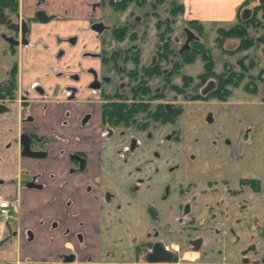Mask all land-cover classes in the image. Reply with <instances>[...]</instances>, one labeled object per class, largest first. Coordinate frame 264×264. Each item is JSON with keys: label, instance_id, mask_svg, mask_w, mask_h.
Here are the masks:
<instances>
[{"label": "rangeland", "instance_id": "obj_1", "mask_svg": "<svg viewBox=\"0 0 264 264\" xmlns=\"http://www.w3.org/2000/svg\"><path fill=\"white\" fill-rule=\"evenodd\" d=\"M152 1L146 0L142 5L131 2L125 7L114 8L106 2L103 4V0H47L46 10L56 15L47 24L50 29V49H54L55 35L76 34L82 49H94L113 56L122 71L107 69V74L113 78L112 88L116 87L119 91L125 89L127 84L137 83L131 70L134 65L131 61L122 60L121 52H125L130 45H136L140 53L139 68L156 62L167 71L183 50L193 46V40L189 39L188 34L191 32L211 54L216 75L233 69L245 76L238 87L228 86L229 95L220 98L214 95L218 87L216 77L199 85V75L204 72V61L200 57L193 63L182 65L172 75L173 87L170 84L163 87L161 75H149L147 84L151 87L150 91L153 93L158 90V95L153 96L155 100L151 107L162 102L171 107V113L164 121H160L159 118H149L141 111L137 121H147L142 133L134 131L135 124L129 127L118 125L112 128L113 138L104 141L98 183L101 200L106 192L111 198L101 213L103 251L101 255L97 253V260H117L120 253L129 257L134 253L135 245L148 237L154 238L155 233L161 235L164 228L172 230L168 242L178 241L179 224L174 219L176 209L169 205L172 199L166 201L170 196L166 200L160 199L164 185L168 183L171 190L180 185L195 191L199 196L193 205L195 220L191 225L181 226V244H186L188 236H203L206 241L205 251H214L202 256L208 264L220 260L227 263L240 261L242 252L255 244L257 249L243 257L251 263L264 264V81L261 80L264 78L263 12L260 10L255 15L254 22H244L242 17L245 19L253 15L254 5L257 4L251 2L241 12L242 16L233 23L203 24L198 21L201 24L199 27L191 23L195 19L187 15L185 7L180 13L172 12V6L174 8L182 4L180 0H165L156 6ZM31 4L33 1L23 0L25 11ZM135 20H138L136 27L132 24ZM158 20L168 21L171 27L166 36L176 56L170 57L169 61L158 62L161 48L165 44L158 37ZM95 22L103 23L105 30H92L91 24ZM238 24L248 28V37L253 42L249 48L239 47L240 38L223 37L219 32L220 28L230 29ZM126 25L128 29L122 39L117 40L111 36L113 29ZM133 34L135 37H132ZM259 37L263 40H258ZM12 61V57H2L0 54V78L5 76ZM239 61L246 65L253 62L254 66L243 70ZM183 75L193 77V82L186 85L182 80ZM247 83L250 86L257 85V91L251 92ZM93 107L98 109L94 105L89 107V111ZM209 117L211 121H208ZM102 132L106 133L103 128ZM148 132L157 142L161 141L159 147L154 140L147 141ZM131 136L141 141V148L147 146L149 152L157 150L163 160L158 165L149 156L152 166L146 169L150 171L158 167L160 171L151 174L148 184L138 182V173L133 171L129 174L128 164L111 147H120L123 154L122 149L128 147L127 139ZM235 158L237 160H233ZM134 164L139 163L135 160ZM141 165H144L143 162ZM168 167L180 176L174 179L175 171L167 174ZM241 177L245 178L241 180ZM252 178L259 179L260 191L246 182ZM181 200L188 201V198ZM150 208L155 211L158 219H153ZM218 250L222 253L217 254Z\"/></svg>", "mask_w": 264, "mask_h": 264}, {"label": "flooded vegetation", "instance_id": "obj_2", "mask_svg": "<svg viewBox=\"0 0 264 264\" xmlns=\"http://www.w3.org/2000/svg\"><path fill=\"white\" fill-rule=\"evenodd\" d=\"M31 1L33 4L25 11L23 0H0V54L2 57L13 58L5 76L0 78V149H2L0 151L8 152L9 157L15 161L17 159H33L37 162L49 159L63 160L68 163V176L87 172L91 157L90 160H94V169L96 170L94 179L97 183L98 217L96 223L92 225L94 231L92 242L81 229L72 230L68 226H62L58 220L52 221L50 228L60 229L62 234L61 251L55 254L52 261L49 258H43L38 262L28 261V264H51V262L54 264H176L182 255L190 252H200L202 256L214 252L213 250L205 251L206 241L203 236H188L186 244H181V226L191 225L195 220L193 218V205L198 201L199 196L195 191H191L189 188L185 189L180 185L171 190L169 184L165 183L160 199L166 200L168 196L170 197L166 201L172 199L169 205H173L176 209L174 219L179 224L178 241L168 242V235L172 233V230L164 228L161 235L155 233L154 238L148 237V239L135 245L134 253L129 257L120 253L116 257L117 260L113 258H107L106 262L97 260V255L103 251L101 213L111 198V195L106 192L101 200L102 196L98 183L104 141L113 138V127L118 125L129 127L135 124L136 129L134 131L142 133L147 123V121L144 123L137 121L138 113L141 111L146 113L144 110H138L134 120L128 124L121 121H109L106 119L105 113L113 104L121 102L144 103L147 105V110L155 112L157 106L162 104L159 102L153 108L151 107L155 100L153 95L157 96L158 90L153 93L150 92L151 94L137 93V95L132 93V90L141 81L146 80L148 82L149 75H144V71L155 70L157 63L142 65L139 68L140 56L137 62L124 56L125 52L133 50L139 53L136 45H130L129 48L125 49V52H121V56H123L122 60L131 61L134 65L131 70L137 83L135 85L127 84L125 89L119 91L116 87L113 89V78L107 74V69L122 71L113 56L94 49H82L76 34L55 35L54 49L51 50L50 42H48L50 39L48 30L50 29L47 28V24L54 20L56 15L46 10L45 3L47 0ZM110 1L103 0V4L106 2L114 7ZM94 26L99 30L94 29ZM91 29L96 32H103L105 26L101 22H95L91 24ZM52 51H55L54 57ZM148 87L150 90L151 87L149 85ZM94 105H97L99 110L93 107L89 111V107ZM164 107L168 111L171 109L168 104H165ZM151 117L155 118L149 116V118ZM30 127H35L37 131H31ZM102 128L106 133L102 132ZM146 136L149 138L147 139L148 142L154 140L158 147L161 145V141L157 142L152 138L150 132ZM127 140L128 147H123V154H121L120 147L115 148L113 145L111 147L128 164V173L131 174L133 171L138 173L137 175L140 177L138 182L148 184L151 174L160 171L158 167L150 171L146 169L152 164L149 156L154 158L153 160L158 165L163 160L158 156L157 150L149 152L147 146L141 148V141L134 136ZM22 142H26L30 151L35 153L34 156H27L22 153ZM236 157H238L237 154ZM135 160L139 164H134ZM142 162L144 165H141ZM168 168H166L167 174L175 171L173 168ZM40 176V172L32 174L27 169H18L9 178L0 177V200L7 199L12 203L10 216L5 220L0 218V242L3 244H6L7 241H9L7 244H10L8 235L16 236L14 228L9 230V223L17 218L21 189H41L43 183L40 182ZM179 176L175 171L173 178L177 179ZM243 178L245 177L240 179L243 180ZM5 191H7L6 195ZM185 197L188 198V201L181 200ZM150 210L153 219H158L155 211L151 208ZM231 232L235 235L233 229ZM26 238L33 241L36 236L30 230ZM96 242L97 245H95ZM253 245L255 244L250 247ZM256 249L255 245V249L251 250ZM92 253L96 256L94 257ZM216 253L221 254L222 252L218 250ZM244 255L246 254L243 251L240 261L235 263L224 262L223 264H253L249 262V259H245ZM202 256L198 264H208L204 262ZM167 257H170L169 261L164 260ZM131 258L133 260H130ZM181 262L194 264L193 260L188 258H182ZM1 264L17 263L3 261Z\"/></svg>", "mask_w": 264, "mask_h": 264}, {"label": "crops", "instance_id": "obj_3", "mask_svg": "<svg viewBox=\"0 0 264 264\" xmlns=\"http://www.w3.org/2000/svg\"><path fill=\"white\" fill-rule=\"evenodd\" d=\"M180 1L191 19L203 24H228L237 19L238 7L245 0ZM29 129L33 132L37 131L35 127ZM7 153L0 151V177L9 178L18 169H27L32 174L40 172V182L43 183V187L21 189L17 218L9 223V230L14 228L16 236H7L11 241L10 244H7L9 241L6 244L0 242V264L3 261L28 264V261L38 262L43 258L52 261L55 254L61 251L63 241L60 229L50 228L54 220H58L62 226H68L72 230L81 229L91 241L94 233L92 225L96 223L98 217L94 160L89 158L87 172L68 176V163L63 160L49 159L37 162L33 159H17L15 161ZM6 193L7 191L5 195ZM30 230L36 236L33 241L26 238ZM201 256L200 252H190L182 255L176 264H185L181 262L182 258L191 259L194 264H198ZM223 263V260H220L215 264Z\"/></svg>", "mask_w": 264, "mask_h": 264}, {"label": "trees", "instance_id": "obj_4", "mask_svg": "<svg viewBox=\"0 0 264 264\" xmlns=\"http://www.w3.org/2000/svg\"><path fill=\"white\" fill-rule=\"evenodd\" d=\"M164 1L165 0H154L152 2L156 6L157 4H161ZM131 2L142 5L146 2V0H120V1H116V2H113L112 0L110 1V3L114 6V8L115 7L116 8L125 7ZM251 2L257 3L254 5L253 15H251L245 19L242 17L243 21L248 22L249 24H250V22L255 21V15L260 10L263 12V15H264V0H245L238 7L237 18L240 17L241 12L244 9L248 8V5ZM171 5H172V2H171ZM172 10H171L172 12L180 13L183 11V5L177 4L174 6V8L172 6ZM137 23H138L137 21L132 22V24L135 27L137 26ZM191 23L197 24L199 27L201 25L198 22V20H192ZM156 24H157L156 27L158 30V37L161 40L165 41V44L161 48L162 53L159 54V58H158L159 61L158 62H160L162 60L169 61L170 57L176 56V51H174V49L171 48L169 37L166 36V34L171 30V27L169 25V22L165 21V20H158ZM127 29H128L127 25L124 27L115 28L111 31V36L113 38H116L117 40H120L125 36V34H126L125 31H127ZM162 29H163V31H162ZM219 32L223 37L231 36V37L240 38L241 43H240L239 47L242 49L249 48L253 43L252 39H250L248 37L249 36L248 35V28L243 26V25H240V24L235 25V26L231 27L230 29L220 28ZM132 37H135V34H133ZM258 40H263V38L259 37ZM221 41L222 40L220 38L219 42H221ZM192 43H193V46L189 50H183V52H181L179 54L178 59L173 61L170 69H168L167 71H164V68L159 67V65L157 63L155 66V70H152V71H150V70L146 71L145 70L144 75H146V76L147 75H161V77L163 78V82H164L163 87L167 84H170V86L173 87V85H171V78L175 75V73L178 72V69L182 65L195 62V60H197V58L200 57L204 61V72L199 75V85L206 83L207 80L211 77H216L218 87L215 90L214 95L218 96L220 98H225L227 95H229V90L227 87L228 86L238 87L242 83L245 75L243 73H237L233 69L226 70L225 72H227V73H222L221 75H216L214 73L215 62H214L211 54L208 52V50L203 45V43L201 41H198V40H193ZM124 56H126L127 58L128 57L132 58V60H135V62H137V60L139 59V53L136 50H133L130 52H125ZM239 62H240L241 67L243 68V70L248 69V67H250V66L251 67L254 66L253 62H251L250 65H246L242 61H239ZM262 79L264 81V78H261V80ZM182 80H183V82H185L186 85H189L191 82H193L194 79L191 76L183 75ZM247 88L251 92L257 91V85L250 86V83L249 84L247 83ZM150 92L151 91L149 90V87H148L146 80L141 81L140 84L137 85L136 87H134L132 90V93H134L136 95H137V93H140V94H148L149 93V94H151ZM139 99H141V97H139ZM112 106L109 107L107 112L105 113L106 119H108L109 121L114 120V122H120V121L125 122V124L131 123L134 120V116L136 115V113L141 111V110L146 111L147 116H153L155 118H160L161 121H164L168 117V115L171 113L168 110H166L164 105H162V104L157 106L155 112L147 110V105L144 103L121 102V103L113 104ZM246 182H249L251 184V186L256 191L261 190V183H260L259 179L252 178V179L246 180ZM263 262H264V258H263Z\"/></svg>", "mask_w": 264, "mask_h": 264}, {"label": "water", "instance_id": "obj_5", "mask_svg": "<svg viewBox=\"0 0 264 264\" xmlns=\"http://www.w3.org/2000/svg\"><path fill=\"white\" fill-rule=\"evenodd\" d=\"M93 28L99 30L96 26H94ZM188 34H189V39H190L191 41H192V40H195V39H196V40L198 39V37H195V36L193 35V33L189 32ZM208 121H211V117L208 118ZM22 144H23V151H22V153H23L24 155H27V156H34V155H35L34 152L30 151V149L28 148L26 142H22ZM194 243H195V242H194ZM196 249H198V247H196ZM251 249H255V245H253L252 247H250L249 249H247L246 251H244V254H247ZM169 258H170V257H167V259H164V260L169 261V260H170ZM150 262H152V261L150 260Z\"/></svg>", "mask_w": 264, "mask_h": 264}, {"label": "built area", "instance_id": "obj_6", "mask_svg": "<svg viewBox=\"0 0 264 264\" xmlns=\"http://www.w3.org/2000/svg\"><path fill=\"white\" fill-rule=\"evenodd\" d=\"M12 203L7 199L0 200V218L5 220L10 216Z\"/></svg>", "mask_w": 264, "mask_h": 264}]
</instances>
